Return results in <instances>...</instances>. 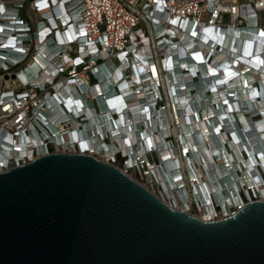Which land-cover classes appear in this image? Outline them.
I'll return each instance as SVG.
<instances>
[{
  "label": "bare ground",
  "instance_id": "obj_1",
  "mask_svg": "<svg viewBox=\"0 0 264 264\" xmlns=\"http://www.w3.org/2000/svg\"><path fill=\"white\" fill-rule=\"evenodd\" d=\"M254 24L255 20H250L243 28L222 31L201 22L189 33H181L182 40L164 38L168 46L175 45L169 48L170 53L174 52L169 61L170 75L167 74L170 91L163 77L167 100L158 98L152 102V95L143 89L145 83L151 86L152 78L137 84L139 90L143 89L137 93L131 86L141 81L140 71L146 67L152 71L153 85L157 84L162 69L160 54L156 63L139 55L130 75L132 80L118 64L111 65L113 74L108 68L87 94L96 98V106L90 97L84 104L80 96L71 93L69 99L63 100L66 106L57 102L51 105L53 113L42 112L54 133L65 128V124L56 127L62 119H70L74 126L75 130L68 133L71 138L60 135L55 144L61 142L73 150L75 140L81 152L100 158L102 154L108 162H112L117 150L134 156L141 153V158L146 159L142 152L156 147L163 170L158 173L165 177L161 181L164 195L159 196L166 201L169 198L172 205L181 203L178 210L189 211L196 203L193 192L201 210L198 216L205 219L215 218L217 209L226 215L242 207L243 191L247 196L256 191L264 197V26ZM170 34L178 36L172 31ZM144 39L148 42L150 38ZM148 46L147 43V50ZM38 66L37 63L34 68ZM171 100L173 110H168ZM80 109L85 110L87 122L78 129L80 120L75 116ZM31 130L32 135L19 141H0V155L13 150L16 157L32 156L33 149L27 141L37 144L39 150L46 149L36 130ZM47 131L43 129V135L47 136ZM170 133L178 137L177 152L167 141ZM106 134L109 140L103 138ZM174 185L180 188L178 194L172 189Z\"/></svg>",
  "mask_w": 264,
  "mask_h": 264
},
{
  "label": "built area",
  "instance_id": "obj_2",
  "mask_svg": "<svg viewBox=\"0 0 264 264\" xmlns=\"http://www.w3.org/2000/svg\"><path fill=\"white\" fill-rule=\"evenodd\" d=\"M263 14L264 0H0V141H19L18 138L32 135L33 128L46 145V149L39 150L37 144L27 141L32 146V156L16 157L11 153L13 150L2 152L0 160H6L0 161V172L53 151L81 152L75 140L73 150L61 142L55 144L60 135L71 138L68 133L75 129L70 119L56 123V127L65 124V128L54 133L42 112L53 113L51 105L56 106L57 102L61 107L66 106L63 100L69 99L71 93L80 96L84 104L91 98L96 106V98L87 94L108 68L113 74L118 64L132 80L130 75L135 62L140 60L139 55L156 63L157 53L160 54L162 69L157 84L153 85L152 71L146 67L140 71L141 81L136 80L131 86L135 87V93L145 89L152 95V102L158 98L167 100L163 77L168 83L169 61L174 56L169 48L175 47L168 46L167 40H182L181 33H189L191 27L201 22L222 31L243 28L250 20L259 26ZM170 31L178 36H171ZM145 37L150 38L148 42ZM150 78L151 86L145 83L139 90L137 84ZM75 117L80 120L78 129L87 122L85 110L80 109ZM43 129L48 130L47 136L43 135ZM172 137L171 133V140ZM103 138L108 139L107 134ZM149 151L158 153L156 147L146 149L141 151L146 155L142 159L141 153L134 156L117 150L110 163L121 160L125 172L130 168L140 173L149 170L162 185L165 177L158 173L162 162L159 158L152 161ZM172 189L177 194L180 191L177 185ZM243 195L246 196L244 191ZM258 197L261 196L252 192L247 200ZM192 199L198 204L193 192ZM166 202L171 204L170 200Z\"/></svg>",
  "mask_w": 264,
  "mask_h": 264
},
{
  "label": "water",
  "instance_id": "obj_3",
  "mask_svg": "<svg viewBox=\"0 0 264 264\" xmlns=\"http://www.w3.org/2000/svg\"><path fill=\"white\" fill-rule=\"evenodd\" d=\"M0 264H264V198L205 219L94 154H41L0 172Z\"/></svg>",
  "mask_w": 264,
  "mask_h": 264
},
{
  "label": "rangeland",
  "instance_id": "obj_4",
  "mask_svg": "<svg viewBox=\"0 0 264 264\" xmlns=\"http://www.w3.org/2000/svg\"><path fill=\"white\" fill-rule=\"evenodd\" d=\"M262 24L263 26H264V14L260 17V19H259V24ZM111 66V65H110ZM169 86V91H170V84H169V80H168V83H167ZM139 100V99H138ZM166 100V99H165ZM173 100H171L170 101V105L171 106H168L167 105V108H168V110H169V107H170V109L171 110H173V106H172V102ZM249 115V114H248ZM166 117H167V122H168V127L171 125V122H170V120L168 119V115L166 114ZM260 119V118H259ZM178 122V121H177ZM171 134V133H170ZM173 135H174V137H172L173 138V140H171L170 139V136L167 138V141L170 143V145L172 144L173 146H174V152H177V147H176V144H177V141H178V137L174 134V133H172ZM154 152V151H153ZM152 151H149V153H148V155H149V157L151 158V160L152 161H159L160 160V162H161V158H160V156L158 155V153L156 154V153H153ZM186 153V152H185ZM153 154H155L154 155V158H152L153 157ZM167 155H171L170 153H168ZM101 158H103V159H105L106 160V156H103L102 154H101ZM158 158H159V160H158ZM114 164H116V165H118L119 167H121V168H123L124 167V165H123V163H122V161L121 160H119V159H117L116 161H115V163ZM125 169V168H124ZM126 170V169H125ZM127 173L131 176V177H133L134 179H136V180H138L139 182H141L142 184H144L145 186H147V187H152L155 191H156V193L158 194V195H160L161 197L164 195L163 194V190H162V185L160 184V182L158 181V179L156 178V176L153 174V173H151L149 170L147 171V172H145V171H143V173H140L138 170H136V169H134V168H130V169H128V171H127ZM252 191V190H251ZM254 192V191H253ZM255 195L257 196H259L260 194L259 193H257L256 191H255ZM244 196V195H243ZM250 196H244V200L246 201L247 200V198H249ZM253 197H254V195H253ZM168 199V201L170 200L169 198H167ZM195 199V198H194ZM173 202V201H172ZM173 204L176 206V207H179V208H181V206H180V204L181 203H177V202H173ZM189 212H191V213H194V214H196V215H201V210H200V208H199V206H198V204H196V203H194L193 202V206H192V208H190L189 209ZM217 215H225L223 212H222V210L221 209H217V212H216V216Z\"/></svg>",
  "mask_w": 264,
  "mask_h": 264
}]
</instances>
